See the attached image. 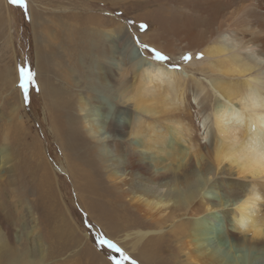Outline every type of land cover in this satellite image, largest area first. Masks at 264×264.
I'll return each mask as SVG.
<instances>
[{"label": "bare ground", "instance_id": "bare-ground-1", "mask_svg": "<svg viewBox=\"0 0 264 264\" xmlns=\"http://www.w3.org/2000/svg\"><path fill=\"white\" fill-rule=\"evenodd\" d=\"M129 4L137 10L140 41L181 69L140 57L128 25L86 16V27L72 28V66L85 53L93 61L86 82L73 76L82 92L72 94L69 123L56 116L62 123L56 130L76 158L88 155V165L97 159L131 196V205H143L146 217L134 204L119 202L116 217L123 227L159 229L136 232L143 264H264V0ZM89 23L114 26L92 30ZM111 31L116 35L105 41L103 32ZM126 48L144 74L131 85L116 70L115 59ZM56 55L45 52L50 71ZM47 84L53 111L55 88L49 79ZM115 84L122 95L112 94ZM54 109L59 112L58 105ZM5 151L6 143L0 146V171L4 166L13 178ZM0 264L27 262L10 250Z\"/></svg>", "mask_w": 264, "mask_h": 264}, {"label": "rangeland", "instance_id": "rangeland-1", "mask_svg": "<svg viewBox=\"0 0 264 264\" xmlns=\"http://www.w3.org/2000/svg\"><path fill=\"white\" fill-rule=\"evenodd\" d=\"M131 1L140 0H26V8L11 0H0V146L6 143V160L14 170L13 178L2 171L4 166L0 171V256L11 250L24 257L27 264H143L135 246L136 232L159 229L123 227L116 217L119 202L131 205V196L116 187L115 179L97 166V159L88 165V155L76 158L71 143L56 130L62 126L59 115L65 123L72 120V94L79 96L82 92L73 83V76L86 82L93 61L94 56L85 53L78 65L72 66V28L86 27V16L98 15L110 23L116 20L128 25V35L133 33L130 37L140 57L164 68L181 69L171 64L168 54L163 53L167 60H157L153 52L156 48L140 41L134 18L137 10L129 4ZM20 22L27 25L29 47L18 35ZM89 24L92 30L105 28L104 31L114 26ZM112 34L115 33L103 32L102 36L108 41ZM45 52L57 54L51 71ZM129 52L123 49L115 62L118 76L125 74L131 85L134 77L142 80L144 74H139L142 69L138 71V62ZM21 68L32 74L30 83L24 80L27 99L20 86ZM196 76L208 80L200 74ZM48 79L55 88L53 111L52 97L46 95ZM118 86L112 89L115 96L123 92ZM56 105L60 114L54 109ZM117 105L113 106L120 107ZM130 108V118H135L137 109ZM196 122L202 124L203 120L196 118ZM84 135L92 140L87 133ZM141 205L135 203L132 208L144 217ZM169 225L167 222L165 226ZM223 237L229 246L226 234Z\"/></svg>", "mask_w": 264, "mask_h": 264}, {"label": "snow or ice", "instance_id": "snow-or-ice-1", "mask_svg": "<svg viewBox=\"0 0 264 264\" xmlns=\"http://www.w3.org/2000/svg\"><path fill=\"white\" fill-rule=\"evenodd\" d=\"M11 2L14 3V4H19L23 8L27 7V5L25 3V0H11ZM142 27H144V26L142 25ZM145 47H147V46H145ZM153 52L155 53V58L157 60L164 61V60L168 59V57L162 55L159 51L153 50ZM184 59L185 60H190L191 57L190 56H185ZM20 76H21V84H20V86H21L22 89H24V96H25V99H27V87H26V85L24 83V80H25V78H27L28 82L30 83L31 82V78H32V74L30 72L29 73H25L24 69L21 68ZM104 242L105 241H101V243H104ZM109 244H110V242H109ZM110 246L113 247V248H116V246L114 244H110ZM117 251H120V249H117Z\"/></svg>", "mask_w": 264, "mask_h": 264}, {"label": "trees", "instance_id": "trees-1", "mask_svg": "<svg viewBox=\"0 0 264 264\" xmlns=\"http://www.w3.org/2000/svg\"><path fill=\"white\" fill-rule=\"evenodd\" d=\"M18 35H20V37L23 38L25 45L28 43V47H29L28 28H27V25L22 24V22H20V25L18 28Z\"/></svg>", "mask_w": 264, "mask_h": 264}]
</instances>
